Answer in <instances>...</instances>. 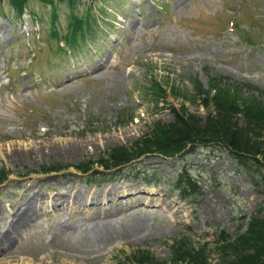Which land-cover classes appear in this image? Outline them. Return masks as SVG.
Listing matches in <instances>:
<instances>
[{"label":"rangeland","instance_id":"1","mask_svg":"<svg viewBox=\"0 0 264 264\" xmlns=\"http://www.w3.org/2000/svg\"><path fill=\"white\" fill-rule=\"evenodd\" d=\"M22 1L0 0V232L36 194L46 204L71 185L84 199L35 216L0 264H183L179 244L205 264L244 263L255 246L240 236L264 217V162L217 144L138 154L175 112L212 114L216 91L264 103V0ZM121 148L137 157L115 166ZM111 186L128 197L112 237L63 232Z\"/></svg>","mask_w":264,"mask_h":264},{"label":"trees","instance_id":"2","mask_svg":"<svg viewBox=\"0 0 264 264\" xmlns=\"http://www.w3.org/2000/svg\"><path fill=\"white\" fill-rule=\"evenodd\" d=\"M19 2L21 9L24 8L22 0ZM48 1V0H46ZM240 96L228 94L226 91L214 92L210 98L213 103L214 112L204 119H198L193 115L175 112V120L172 124H156L153 131L142 140L145 141L144 150L138 155L148 152H160L170 156L181 150L183 145L195 143L198 145L217 144L223 146L230 155L239 163H246L250 160L264 162V103L254 101L249 97L241 100ZM240 114V115H238ZM242 118V124L238 121ZM111 162L115 166L126 165L137 156H133L128 149L121 148L112 152ZM100 166L109 168L108 161H99ZM92 166H79L87 172ZM184 178L185 187L193 190L194 185L186 175ZM182 177V174L178 177ZM8 178V174L0 177V183ZM243 243L255 246V251L245 256L244 263L240 260L237 264H261L264 262V217L253 218L249 223L247 231L240 236ZM231 244V248H238V244ZM185 248L182 250V248ZM177 251L182 257L183 264H205L200 260L197 253H193L188 247L179 244Z\"/></svg>","mask_w":264,"mask_h":264},{"label":"bare ground","instance_id":"3","mask_svg":"<svg viewBox=\"0 0 264 264\" xmlns=\"http://www.w3.org/2000/svg\"><path fill=\"white\" fill-rule=\"evenodd\" d=\"M117 187L120 186H115V187L111 186V188H106L105 191L103 192L104 194L103 196L106 197L107 203H105L106 201L104 202L99 201L97 199V196L94 197L91 196L92 199H87L89 203L86 202L87 204L84 205V207L88 205L90 209L95 208L96 209L95 212L85 211L83 217L80 216L79 219L73 216L72 221L68 219L61 221L59 223V226L63 229V232H67L71 228L78 230L79 226L83 224L86 226V230L88 232L94 231L96 234L95 236L97 238L100 235H106L112 237L114 235L112 226L116 221H119V219L121 218V213H120L122 212L121 201L128 198L126 197L122 199L120 197L117 198V196L114 197L115 193L119 194L120 191H123V190H119ZM133 187H137V186H133ZM128 193L129 192L125 191L123 193L125 195L122 196H126V194ZM128 195L130 196V193ZM36 196H33L29 200H26V202L21 203V207L16 212H14L12 215L7 216L9 220L6 221L3 226L2 232L4 233L0 232L2 233V235L0 236L5 237L3 241L0 240V257L3 256L0 258V263L1 261L6 260L5 259L6 255L9 256L10 252H13V250L16 249L18 239L22 235V232H24L22 231L23 227H27L29 224H31L35 216L39 215V213L42 214L44 211L47 212L53 209L65 210L71 208L75 211H79L81 210V207H79L81 203L80 200L84 199L83 192L79 189H76L75 187H72L71 185L66 186L65 192H61L53 195L50 194L48 196L49 198L45 201L46 204H43L44 203L43 198L42 199L40 198L41 201L40 204ZM109 196H112V198H110ZM69 199H73V201H70ZM102 207L103 209H100ZM75 220H77L76 223H74ZM78 221H83V222L81 223ZM73 223L75 225H73ZM144 226H145L144 222H141L139 220L136 221L131 232L129 231L130 232L129 236H131L132 234H136L140 236V234H142V232L145 229Z\"/></svg>","mask_w":264,"mask_h":264}]
</instances>
